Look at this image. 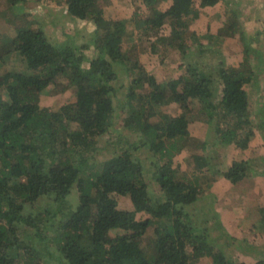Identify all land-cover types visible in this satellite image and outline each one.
Listing matches in <instances>:
<instances>
[{
  "label": "trees",
  "instance_id": "trees-1",
  "mask_svg": "<svg viewBox=\"0 0 264 264\" xmlns=\"http://www.w3.org/2000/svg\"><path fill=\"white\" fill-rule=\"evenodd\" d=\"M27 1L5 0L0 10V20L15 32L0 34V264H246L228 253L229 238L223 246L211 244L200 199L219 177L237 185L257 168L248 160L225 170L211 165L201 154L208 142L190 127L193 121L214 126L220 147L241 154L250 148L264 167V142L258 141L247 88L256 78L249 54L263 55L264 38L259 44L240 18L219 16L217 34H190L186 18L198 20L224 0H172L165 11L159 10L163 0H143L149 13L143 23L109 19L106 9L115 0H55L71 20L94 26L92 33L77 27L57 43L45 26L34 28ZM164 21L171 27L168 36L160 33ZM237 35L244 61L221 65L217 80L198 64L160 79L141 62L143 54L161 51L169 61L203 41ZM91 48L96 57L89 60L85 52ZM9 56H18L25 70L12 69ZM70 89L75 101L57 109L41 105L43 96ZM120 100L127 134L106 156L107 146L100 144L112 134ZM172 105L181 113L167 112ZM185 150L190 171L176 163ZM155 185L158 194L150 190ZM45 199L49 206L43 210ZM261 226L258 236L264 239V219ZM254 264H264V257Z\"/></svg>",
  "mask_w": 264,
  "mask_h": 264
},
{
  "label": "rangeland",
  "instance_id": "rangeland-1",
  "mask_svg": "<svg viewBox=\"0 0 264 264\" xmlns=\"http://www.w3.org/2000/svg\"><path fill=\"white\" fill-rule=\"evenodd\" d=\"M4 1L0 0V10L2 11L5 9ZM172 2V0H163L162 4L160 2L159 10H167ZM50 3L47 5L45 2L37 3L36 0H28L26 3V13L32 17L31 21L34 22V28L45 26V29L51 35L52 41L57 43L63 42L66 38L64 37L65 33H70L76 30L77 27L85 29L90 33L94 30V26L90 22L79 24V22L76 23L71 20L69 15L65 13L66 6L62 2L52 0ZM113 5H110L106 9V16L109 19L131 17L143 23V19L149 14L143 0H115ZM203 11L205 14L202 13V16L198 20L192 18V16L186 18L185 22L191 25L190 34L193 32L198 36L205 33L217 34L218 28H220L222 23L219 20L217 21V16L226 20H237L240 18L242 24L245 26L244 29L247 32L253 33L257 37L259 44L263 42L264 1L224 0L216 8H207ZM6 18L9 19V16L7 15ZM53 21L55 22L51 23ZM8 32L15 33L13 25L0 20V34ZM170 32L171 27L167 22H162L160 33L168 36ZM86 40L88 43L91 42L90 38ZM216 40L218 41L213 44H207L206 41H203L202 46H193L187 50V55L183 57L178 53L173 56L170 55L169 61H167V55L161 51H158L159 53L156 55L143 54L141 56V62L149 73L159 76L158 78L160 79L180 76L185 73L184 71H186L188 65L198 64L199 70H202L204 73L206 72V75L212 74L210 77L217 80L221 65L238 67L240 62L244 61V48L239 35L234 39L221 37ZM140 42L138 39L135 41V43ZM129 46L130 44L128 42L126 47ZM262 49L264 52V42ZM85 53L89 60L96 57L92 48L86 50ZM164 61H167V63L165 64ZM249 62L250 65L256 68V78L247 86L252 105L251 111L254 115L256 129L260 133V136L258 135L260 140L258 139V141L264 142V130L260 128V125L264 126V53L262 56L249 54ZM7 63L12 69L15 68L17 71L25 70V65L18 56H9ZM85 65L89 66L88 63H85ZM179 65L184 66L181 71H178L177 67ZM215 88L217 89H214L216 93L214 101L217 102L220 100L222 88L219 81L216 83ZM73 101H75V89H70L63 95L49 94L43 96L41 105L43 107L57 109L59 106ZM123 101H117L115 126L111 129L112 134L110 136H104L102 140L103 144H100L107 146V149L103 150V154L106 156L112 150V145H116L119 135L121 134V137H123L127 134L122 129V123L126 116ZM191 103L193 104L192 107L196 108L197 101L192 100ZM197 110V108L194 110L195 113L198 112ZM167 112L173 115L181 113L177 105L168 107ZM193 122L190 127L192 134L199 137V139H205L209 144L208 149L202 151L201 154L209 160L211 165H218L225 170L236 160H248L250 164L255 165V168H257L256 172L248 173L250 176L237 185H232L225 178L219 177V180L210 189L202 191L200 199V208L203 210L202 217L209 221L210 227L212 228L210 235L211 244L223 246L226 239L229 238L230 240L227 239L230 242V246L227 249L228 253L240 262L254 264L258 258L264 257V239H260L258 236L261 235L259 233L262 228L261 219H264V215H259V205L264 206V178L258 173H264V167L255 163L257 162V157H255V152L250 150V148L244 154H241L234 147H220L216 136L217 128L214 126L211 127L202 121ZM253 148L255 147L253 146ZM190 154V151L185 150L183 154L176 158V163L182 165L184 171H190L192 168V166H189L184 161L185 157ZM150 188L154 194H158L157 185L154 187L151 186ZM43 201L42 209L44 210L49 206V200L45 199ZM212 213H217L218 215ZM141 217L144 218V216L138 215V218ZM245 240L248 242L242 244L241 241ZM197 264H211V262L207 259H202Z\"/></svg>",
  "mask_w": 264,
  "mask_h": 264
}]
</instances>
